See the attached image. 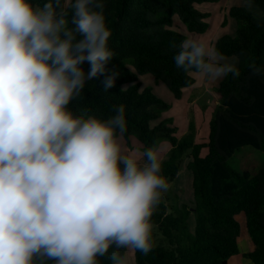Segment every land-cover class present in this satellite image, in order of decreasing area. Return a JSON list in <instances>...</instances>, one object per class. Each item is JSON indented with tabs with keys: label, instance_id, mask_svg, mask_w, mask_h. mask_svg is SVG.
<instances>
[{
	"label": "clouds",
	"instance_id": "1",
	"mask_svg": "<svg viewBox=\"0 0 264 264\" xmlns=\"http://www.w3.org/2000/svg\"><path fill=\"white\" fill-rule=\"evenodd\" d=\"M104 7L74 0L69 20L62 0H0V264H130L128 250L155 247L152 217L170 188L157 152L126 153L123 105L103 120L68 107L86 81L104 75L107 91L119 75H105L115 53ZM178 48L188 75L241 74L206 40Z\"/></svg>",
	"mask_w": 264,
	"mask_h": 264
},
{
	"label": "trees",
	"instance_id": "2",
	"mask_svg": "<svg viewBox=\"0 0 264 264\" xmlns=\"http://www.w3.org/2000/svg\"><path fill=\"white\" fill-rule=\"evenodd\" d=\"M205 1L103 0L106 25L112 32L109 48L115 53L105 75L113 71L119 75L107 91L104 75L86 81L81 95L68 106L76 115L103 120L115 114L113 106L123 105L127 121L123 138L128 144L135 138L144 152L149 147L154 150L162 140L170 142L168 157L162 161V175L169 183L177 179L184 159H190L194 206L181 205L175 190L164 193L152 217L155 247L147 255L135 251L136 264H230V258L240 254L244 232L252 243L244 258L264 264V0H251L261 16L245 6L232 7L236 35L216 40L215 48L225 57L239 60L241 74L235 79L230 74L218 87L221 99L210 120L207 143L196 142L194 120L178 137L174 118L168 115L171 104L141 80L153 75L177 100L196 84L195 75L175 65L173 57L185 36L173 27L178 19L189 32L205 33L208 14L197 8ZM30 2L42 7L47 0ZM72 3L62 0L69 20ZM250 64L260 69L259 74ZM81 67L87 73L90 66L85 62ZM205 148L208 152L203 156ZM98 259L100 264H112L107 255Z\"/></svg>",
	"mask_w": 264,
	"mask_h": 264
},
{
	"label": "rangeland",
	"instance_id": "3",
	"mask_svg": "<svg viewBox=\"0 0 264 264\" xmlns=\"http://www.w3.org/2000/svg\"><path fill=\"white\" fill-rule=\"evenodd\" d=\"M72 0H66V2H71ZM245 7L250 10L254 15L261 16V10L251 4L248 6V3L244 1ZM234 6H238V0H208L201 4H198V10L204 14H208L206 18V22L208 24V28L205 33L203 34H196L189 32L185 24H183L178 19L174 22V30L178 31L186 38H198L203 39L209 42L211 45L215 47L216 40L224 35L235 36L237 31V21L230 15V9ZM227 62L236 63L237 66L239 64V60L236 57H226ZM150 79V80H149ZM156 82V79L153 75L147 74L142 76L143 84L147 87H152L154 93L162 98L167 103L171 104V108L168 110V114L174 118V122L178 127V137L183 136L189 130V123L190 121L194 120L197 127V136L196 142L197 143H207L209 141V133H210V115L212 118L214 108L217 107L219 100L221 99L220 94L218 92V87L221 83L217 81L211 87H208V84L211 81L205 80L199 76L195 75L196 85L192 87V91L190 92L189 89H185L183 95V99L177 100L174 98L173 94L171 97H167L161 91V87L163 89H167L169 92L170 90L166 87V85L162 82L157 84L152 83ZM210 92H206L209 91ZM186 92V94H185ZM190 92V100L187 98ZM192 99V108H190L189 113H187V106L189 105V101ZM198 99L197 105L193 104V100ZM185 132V133H184ZM138 144H140V148H133L134 152L133 155L137 158H140L143 150L141 148V142L138 140H134ZM131 141L130 143L134 144ZM121 143L126 145V140L122 137ZM130 145V144H129ZM171 144L168 140H162L157 147H155L154 151L157 152L161 162L168 157V153L170 151ZM208 150L205 148L203 149V154L205 155ZM128 154V153H127ZM203 155V156H204ZM189 162V157L184 159L182 163L179 175L177 179L173 182H170L169 190H175L180 195V201L182 204H187L189 206H194V191H193V176L191 171L188 170L187 165ZM233 165L237 168L239 165L237 163V158L233 160ZM166 193H169L170 191ZM190 224L192 226V230H194L195 226V214L191 215ZM243 241L240 244V254L234 257H231L229 262L230 264H254L248 258H244L243 254L248 252L249 248L252 246L251 240L247 237V234L244 232L242 234ZM128 256L130 260V264H136V257L135 251L128 250Z\"/></svg>",
	"mask_w": 264,
	"mask_h": 264
},
{
	"label": "crops",
	"instance_id": "4",
	"mask_svg": "<svg viewBox=\"0 0 264 264\" xmlns=\"http://www.w3.org/2000/svg\"><path fill=\"white\" fill-rule=\"evenodd\" d=\"M244 0H238V6H245L244 5ZM198 6V5H197ZM198 8V7H197ZM141 80H142V77H141ZM150 80V79H149ZM222 81V80H221ZM143 82V81H142ZM155 81H154V79H153V82L152 83H154ZM217 81H211L209 84H208V87L210 88L211 87V85H214L215 83H216ZM155 84H157V81L155 82ZM196 85V84H195ZM194 85V86H195ZM145 86V85H144ZM193 86V87H194ZM191 89H189L190 90V92L192 91V87H190ZM161 91H162V93L164 94V95H166L167 97H171L172 96V93L171 92H169L167 89H163L162 87H161ZM190 92H189V94L188 95H186V99L188 98L189 100H190ZM206 92H210V90L209 91H206ZM185 94H186V92H185ZM183 97H184V95H183ZM221 97V96H220ZM183 99V98H182ZM198 101V99H194L193 100V104H195V105H197V102ZM220 101V100H219ZM219 104V103H218ZM217 104V105H218ZM190 108H192V99H191V101H189V105L187 106V113H189V111H190ZM215 109V108H214ZM214 109L212 110V111H214ZM169 116H170V114H168ZM210 120H211V115H210ZM209 123H210V121H209ZM185 133V132H184ZM134 140V138H131V141H133ZM135 140H137V139H135ZM130 141V142H131ZM134 142V144H132V143H130V145L127 143V141H126V145H124L123 143H121L122 144V146H123V148L125 149V151H126V153H128V154H133V152H134V150H133V148H140V144H138L136 141H133ZM140 142V141H139ZM142 144V143H141ZM143 147V145H141V148ZM207 154V153H206ZM205 154V155H206ZM202 155H204L203 154V152H202ZM204 155V156H205ZM189 161H190V159H189ZM189 163V162H188Z\"/></svg>",
	"mask_w": 264,
	"mask_h": 264
}]
</instances>
